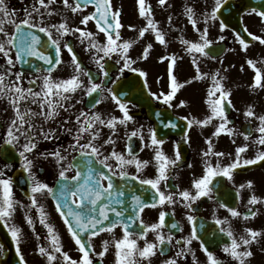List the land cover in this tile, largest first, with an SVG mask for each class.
I'll return each mask as SVG.
<instances>
[{"label": "snow or ice", "instance_id": "6c2138e0", "mask_svg": "<svg viewBox=\"0 0 264 264\" xmlns=\"http://www.w3.org/2000/svg\"><path fill=\"white\" fill-rule=\"evenodd\" d=\"M61 3L65 12L80 17L78 25L73 26L72 22L56 10V0H31L30 7L22 9L11 8L8 0H0V61H2L0 62V102H6L8 105L3 109L4 112L9 109L12 111L3 134H0V144L17 152L20 167L27 173L25 195L30 201L28 205H24L15 199L13 179L6 175V170L13 165L11 162L5 163L0 167V224L5 226L15 245L19 257L18 264H28V262L22 254V230L12 223L17 205L26 209L25 221L31 227L38 242L34 250L35 254L42 257L45 264H95L96 258H99L98 264H103V258L109 252L110 246L114 249V264H153V260L158 255L164 257L159 264H181L186 254H191L193 264H200L191 247L193 241H198L201 250L205 253V264H229V260L234 264H250L251 258L255 255L252 250L253 245H259L264 239V229L245 227L240 235H236L227 217H216L215 224L220 226L218 233L221 234L220 236L213 234L219 248L220 254H218L206 246V242L195 227L187 236L181 235L179 238H176L172 232L166 234L163 231L166 227L165 211L159 212L157 222L149 224L141 218V213L149 206L155 208L179 203L186 209L192 210L194 203L201 198H213L216 178L233 181L234 170L244 165L264 162V113L258 114L252 104L247 105L243 115L249 123L255 120L258 124L255 128L239 133L243 135L246 143L236 146L234 158L225 164L223 159L233 154L215 150L214 138L222 133L229 137L237 135L235 127L230 126L232 121L229 120L226 112V106L233 105L230 99L232 89L227 87L228 77L224 74L229 68L220 67L215 70L202 68L203 60H217L219 55V52L213 53L212 46L216 41L210 38L208 24L209 21L218 19L223 0H214L210 10L201 12L199 17L191 4L183 10L197 37L188 39L180 36L177 39L183 46V52L190 57L195 74L181 82L174 73L178 71V61L183 57L175 53L160 55L158 62L167 63V91L161 89L159 92H153L149 89L152 98L157 101L162 100L169 108L188 107L190 102L186 99H179L174 103L178 92L185 86L192 85L193 82L210 80L203 101L206 112L199 118L192 112L179 118L186 122V128L182 129L185 142H190L189 132L194 126L201 128L211 126L214 129L211 135L205 138L206 149L201 151L203 172L200 176L193 177L190 188L184 189L178 184L174 186L168 184L170 177L177 178L173 175V169L179 167L182 161L179 145L174 142V154L173 157H169L161 147L165 144V138L159 136L157 129H148L147 142L142 125L130 133L127 131L125 133L128 141L139 136L140 151L145 148L151 149L153 152L151 160L140 159L138 152L130 143L125 145L124 151L117 150L114 137L118 135L119 126L127 129L128 123L134 121V117L130 115L129 102L123 98L126 94H118L112 88H104L102 86L104 81L95 82L97 77H94L89 68L78 59L73 46L66 39L70 35L76 37L84 47V51L89 54L90 61L96 65L97 76L102 75L105 78L110 76L105 58L115 56L117 57L115 64L119 66L118 77L111 81L112 84H116L124 70L129 69L144 78L143 86L149 88L147 79L149 73L135 65L141 61L147 62L155 44L158 43L165 50L169 46L167 39L169 33L155 20L153 6L148 0H136L138 15L146 23L138 30L135 25L128 24L127 28L138 31V35L135 38L124 39L121 34V30L125 28L122 23V9L116 8L113 0H61ZM157 3L163 7L166 0H157ZM90 6L93 10L86 12ZM21 11L24 13L22 18L18 16ZM248 14L258 15L264 22V4L259 8L252 7ZM48 17L60 18L56 22H50ZM167 20L171 30L173 17L170 15ZM199 20L204 23L203 29L197 26ZM93 21L98 33L103 34V41L98 38L97 32L88 29L87 26ZM227 27L221 20V31ZM244 32L264 45V38L253 35L246 26ZM146 33L153 39L147 41L141 53L133 58L130 50L139 40L146 39ZM41 34L46 38H42ZM224 39L223 35L217 37L218 41ZM235 39L247 52L249 42L242 34L235 33ZM65 49L71 56V70L66 77H56L55 72L64 64L62 50ZM35 60L42 63L37 65ZM219 63L223 65L222 58ZM245 64L254 71L252 82L248 87L253 91L264 90V66H257L256 60L246 58L244 64L240 65L241 72L244 71ZM261 64L264 65V58H261ZM23 65H27V68L18 67ZM81 91L90 99L85 107L76 109L77 104L83 103L82 98H76L77 93ZM105 91L122 115L117 116L113 111L102 113L95 110L104 101ZM33 105L35 108L32 107ZM62 113L67 115H64L62 120H58ZM49 122H56L57 127L46 128ZM73 123L74 128L67 127ZM162 124L164 128L179 127L174 120L162 121ZM103 128L109 129L106 139L103 138ZM58 133L69 135L70 142L67 145L57 144L51 151L38 150L41 141L59 140ZM232 143L235 144L234 139ZM251 145L257 146L255 155L252 158H245ZM106 146L111 149L107 154H105ZM4 150V147H0V153ZM73 153L79 155L82 160L77 162ZM213 157L216 158L215 163ZM40 160L50 161L53 164L56 169L55 183L50 184L40 179L37 175L38 169L33 170ZM153 161L156 167L155 176L142 178L144 169ZM97 164L101 167L94 166ZM187 166L193 167L192 164ZM130 167L135 168L134 173L128 171ZM73 168L76 169L75 175H68L69 170ZM116 176L125 182L129 179L138 181L140 185L145 186L148 196L133 192L131 203H126L122 198L125 194L123 186L113 182ZM253 187L252 180L241 183L236 189L237 197L241 189ZM113 189L116 191L114 192ZM44 195L53 199L55 212L61 217L71 240L78 246V258L74 259L69 251L65 250L60 233L49 221L48 213L38 199ZM258 203L264 204V197L251 194L248 205ZM219 207L226 208L231 217L242 216L235 207H229L226 203H220ZM32 208H36L39 223L47 230L43 243H40L41 237L35 229V221L31 215ZM257 214L258 210L252 211L249 207L243 214V219L246 221L250 217H256ZM195 219L194 215H187L189 222ZM118 227L121 229L119 237L115 235ZM170 227L176 229L178 225L173 222ZM201 230L207 232L203 225ZM101 233L110 234V239H104L102 250L97 252L93 247L92 239ZM149 233L154 236L151 240L148 239ZM224 237H227L228 242H222ZM172 248H176V251L169 255ZM3 251V245H0V252ZM260 251L264 252V247H261ZM221 254L228 259L222 258Z\"/></svg>", "mask_w": 264, "mask_h": 264}, {"label": "flooded vegetation", "instance_id": "af4514ba", "mask_svg": "<svg viewBox=\"0 0 264 264\" xmlns=\"http://www.w3.org/2000/svg\"><path fill=\"white\" fill-rule=\"evenodd\" d=\"M57 1V0H56ZM225 0H223L224 2ZM239 1V0H236ZM31 0H8L9 6L11 8L22 9L29 7ZM214 0H166L165 6L161 7L158 5L157 0H148L153 6L154 9V18L159 22L160 26L168 31L167 39L169 40V46L165 50L163 46L158 43L155 44L154 50L150 53V58L147 62H138L136 67L145 69L149 75L147 77L149 88L143 86V79L139 75L131 77L134 73L129 69H125L123 75L119 76V79L116 84H112L111 81L117 79L118 77V67L115 64V59L117 57L113 56L111 58H105V63L107 65V70L110 71V76L108 78L103 77L102 75L97 76V67L94 63L90 61L89 54L84 51V47L79 43L75 36H68L66 39L73 46V51L77 54L78 59H80L84 65H86L89 70L92 72L94 77H97V83L104 81L102 85L104 88H112L118 94L123 93L124 99L129 102L130 115L134 117V121H130L127 125V129L123 126H119L118 135L114 137L116 139V147L118 151H124L126 144H131L132 147L136 149L139 154L140 159H149L151 160L153 152L151 149L145 148L143 151H140L141 141L139 136L133 137L131 141H128L126 138V131L130 133L132 130L143 126V134L145 136V142H147V135L149 128H155L158 130L159 136L165 138V144L162 145V150L169 156L173 157L174 154V142L178 143L179 150L182 156V161L180 166L173 169V175L176 176V179L169 178V185H179L181 189L190 188L191 181L193 177H198L203 172V164L201 151L206 149L205 138L210 136L214 131L213 127H196L194 126L190 132V142H185L183 139L182 129L186 128V122L180 117L187 115L189 112H192L193 115H196L198 118L201 117L206 112V105L203 103L206 97V89L210 85V80L197 81L193 82L192 85L185 86L177 94L175 102H178L179 99H186L190 102L188 107L180 108H169L166 106L163 101H157L151 97L150 91L159 92L161 89L167 91L168 76H167V63L158 62V57L167 53H175L177 56H182L183 58L178 61L179 69L174 74L177 75L178 79L182 82L185 79L190 78L195 74L194 68L190 63V57L183 52V46L181 45L177 37L183 36L188 39H195L197 34L193 31L191 23H189L187 17L184 15V8L191 4L199 17L201 12L210 10L213 5ZM114 6L116 8L122 9V23L125 25V28L121 30L122 37L124 39L135 38L138 35V31H132L127 28L128 24H133L136 26L137 30L139 27L145 25L146 21L139 17L136 0H113ZM29 4V5H28ZM58 4V3H57ZM58 6V5H57ZM58 10V9H57ZM92 7L86 10L92 11ZM249 11L245 12L242 15V25L245 28L247 27L248 31L252 32L253 35H260L264 38V22L261 21V18L256 14H248ZM23 11L18 13L19 17H23ZM173 17V27L169 30V24L167 18L169 16ZM130 17V18H125ZM50 22H56L59 18H47ZM73 23V26L79 24L80 18H66ZM240 18H218L215 21H209V33L210 38H212L216 43L212 46L213 53L219 52L217 60L205 59L202 63V68L204 70H215L216 68H229L227 73H224L228 77L227 87L232 89V94L230 99L233 102L232 106H226V112L232 124L230 126L235 127L237 130V135L229 137L227 134L222 133L219 137L214 138L215 150L225 151L226 153H232L231 157H225L223 163H228L230 159L234 158L236 146H242L246 143L243 135H240V132H244L248 129L255 128L258 124L257 121L252 120L251 123L246 121L243 112L248 104H252L255 107V111L260 114L264 113V90H251L248 85L252 82V77L254 71L249 68L246 64L244 71H240V65L244 64L246 58H252L257 61V66H264L261 64V58H264V45L260 44L259 41H255L250 37L247 41L249 42V48L245 52L238 41L235 39V33L237 26H240L238 23ZM136 20V23H135ZM223 21L228 27L223 31L220 29V21ZM198 27L203 29L204 23L202 20H199ZM83 27V26H81ZM89 30L98 33V30L95 27V23L90 22L87 26ZM77 36L79 34H76ZM223 35L225 39L223 41H218L217 37ZM98 38L103 41L104 37L102 33H98ZM153 37L150 34L146 33V39L139 40L131 49V55L135 58L142 51L143 45L152 40ZM51 50V49H49ZM226 50V51H221ZM52 51V50H51ZM223 59V65L219 63L220 59ZM62 60L64 61L63 66H60L55 72L56 77H66L70 72V60L71 56L68 51L62 50ZM2 62V61H0ZM235 65V67H230ZM131 78V79H130ZM158 78L159 82H158ZM86 81V78H84ZM130 79L129 81H126ZM26 84V81H25ZM96 95V94H94ZM105 99L104 101L97 106L95 110L105 113L107 111H113L115 115H122L121 112L115 108L114 101L108 98V93L105 91L103 93ZM77 99L82 98L83 103L77 104L76 109L85 107L88 104L89 97H85L83 92H78ZM8 107L6 102H0V134H3L6 128V122L12 115L11 109L7 112H4L3 109ZM35 108V106H32ZM159 113V115H157ZM67 115L62 113L58 120H62L63 116ZM74 120V118H73ZM167 120L177 121L179 127L177 128H164L162 121L166 122ZM56 128V122H49L45 126ZM67 127H75L74 123L67 125ZM103 138H107L109 134V129L103 128ZM59 140L53 139L52 141H41L38 145L39 151H44L45 149L51 151L54 149L55 145H67L70 142V136L66 133H58ZM255 135V134H254ZM254 138V137H253ZM233 139L235 144L232 143ZM23 142V141H22ZM83 142V141H82ZM102 142V141H100ZM0 147H4L5 150L0 153V167L5 163H12V167L6 170V175L11 176L13 179V192L15 199L28 205L30 201L28 200L25 192L27 190L26 177L27 173L23 171L20 167L19 157L15 150H11L7 146L0 144ZM257 146L251 145L249 150L246 153L245 158H252L255 155ZM110 147L106 146L105 154L110 151ZM76 155L77 162H80L82 158ZM244 156V154H242ZM71 159V157H69ZM215 163V157L212 158ZM192 164L193 167L189 168L187 165ZM95 167H101L98 164L94 165ZM82 167V165H81ZM37 171V175L40 179L53 184L56 182V169L50 161H37L36 167L33 169ZM104 171H107L104 169ZM130 173L135 172L134 167L128 169ZM16 173L21 174L23 180L22 190L16 182ZM76 169H70L68 175H75ZM156 174L155 162L147 166L143 173L142 178L154 177ZM115 178H120L116 176ZM114 179V178H113ZM248 180L254 182V187L252 189H241L239 197H237L236 189L241 183H246ZM133 183L134 192L138 195L143 194L148 196V192L145 191V186L139 184L138 181L129 179ZM107 182H105L106 184ZM135 183V184H134ZM222 185V186H221ZM123 186L124 197H122L126 203L128 202V182ZM165 190V189H162ZM256 194L257 196L264 197V162H258L255 165H244L233 172V181H228L227 178H216V187L213 191V198L208 199L203 197L200 200L196 201L193 205V209H186L182 204L167 205V206H157L155 208L149 206L144 209L141 213V218L146 223L157 222L158 215L160 211H165L167 213L166 227L163 231L167 234L172 232L175 234L176 238H179L181 235L187 236L191 229L195 227L198 230V234L206 242V246L210 250H214L219 253V248L217 247L216 239L213 234L220 236L218 233V228L220 226L215 224V218H225L229 219V223L233 228L236 235H240L242 230L245 227H252L254 229H264V204L257 205H248V199L251 194ZM39 202L44 205L46 212L48 213L49 221L55 226L56 230L60 233L63 244L65 245V250L69 251V254L75 259L78 258V246L74 244V241L71 240L70 235L67 233L66 227L63 224V221L58 213L54 209V201L48 196L44 195L38 197ZM220 203H226L229 207H235L239 212L242 213L241 217H231V214L227 211L226 208L219 207ZM251 207L252 211H257L258 214L256 217H250L248 220L243 219V214L246 213ZM130 210V209H129ZM25 208H21L17 205L16 210L13 214L12 223L19 226L23 233V238L21 240L22 254L27 260L28 264H45V261L42 257H39L35 254V248L37 241L35 239L34 233L31 227L25 221ZM174 213V214H173ZM194 215L196 217L195 221L189 222L187 220V215ZM31 215L35 221L36 232L39 233L41 237L40 243H43L44 236L47 234V230L39 223V214L36 208L31 209ZM177 223L178 228L172 229L170 227L171 223ZM2 225V224H1ZM201 225L207 232L201 230ZM5 227V226H4ZM3 228L0 229V245H3V238L9 237L10 235ZM115 235L119 237L121 235V229L118 227L115 230ZM153 234L149 233L148 239H153ZM104 239H110V234L101 233L97 237L92 239L93 247L96 251L102 250V241ZM222 242H228L227 237L223 238ZM143 242L141 241V244ZM191 247L196 253V257L199 260L200 264H205L206 256L205 253L201 250L200 244L198 241H193ZM264 247V239L261 240L259 245H253V252L255 253L254 257L251 258L250 264H264V252L260 251V248ZM3 252H0V257L6 251V248L3 245ZM176 251V248H172L169 251V255H172ZM222 258L228 259L224 254H221ZM164 257L159 255L153 260V264H159V261ZM99 258H96L95 264H98ZM103 264H114V249L110 246L109 252L106 253L103 258ZM181 264H193L191 254H186L185 258L181 260ZM229 264H234V262L229 260Z\"/></svg>", "mask_w": 264, "mask_h": 264}, {"label": "water", "instance_id": "95a60500", "mask_svg": "<svg viewBox=\"0 0 264 264\" xmlns=\"http://www.w3.org/2000/svg\"><path fill=\"white\" fill-rule=\"evenodd\" d=\"M264 2L253 4L250 0H243L240 4L237 5H230V3H225L222 5V8L218 12V16L220 18H240L241 14L244 10L249 9L251 7H257L259 8ZM38 61V60H37ZM41 61H38V65ZM24 68H27V65H23ZM9 248V252L7 253L6 257L0 262V264H18L19 259L18 256L15 253L14 248L11 244H7ZM17 259V260H16Z\"/></svg>", "mask_w": 264, "mask_h": 264}, {"label": "rangeland", "instance_id": "374dc122", "mask_svg": "<svg viewBox=\"0 0 264 264\" xmlns=\"http://www.w3.org/2000/svg\"><path fill=\"white\" fill-rule=\"evenodd\" d=\"M55 7H56V10L58 9L57 11L61 12L65 16V18H80L79 16H74L70 12H65V10L62 7L61 0L56 1ZM48 18H60V17H48ZM125 18H130V17H125ZM135 23H136V20H135Z\"/></svg>", "mask_w": 264, "mask_h": 264}]
</instances>
